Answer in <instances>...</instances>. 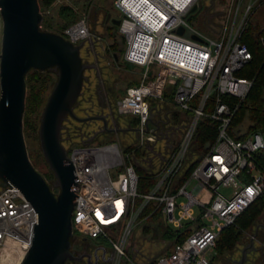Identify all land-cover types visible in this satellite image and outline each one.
<instances>
[{"label":"built area","instance_id":"1","mask_svg":"<svg viewBox=\"0 0 264 264\" xmlns=\"http://www.w3.org/2000/svg\"><path fill=\"white\" fill-rule=\"evenodd\" d=\"M207 1L208 7L203 0H112L111 19L120 22L123 40L121 62L139 76L115 112L136 121V141L126 149L117 142L80 141L67 150L79 184L73 190V238L108 242L109 264H133L139 250L129 257L127 242L136 228L154 232L158 214L171 233H185V239L155 264H209L219 234L264 195V131L233 139L228 129L238 105L224 100L241 101L252 86L237 76L252 60L241 41L264 0ZM194 19L196 26L190 24ZM1 30L0 17V53ZM61 36L73 45L84 41L86 53L92 49L84 19ZM260 43L264 49V38ZM202 118L218 123L217 135L196 158L190 149ZM123 128L132 129L129 122ZM138 170L155 178L146 193L138 192ZM35 222L33 207L16 187L0 186V252L14 245L22 260Z\"/></svg>","mask_w":264,"mask_h":264},{"label":"water","instance_id":"2","mask_svg":"<svg viewBox=\"0 0 264 264\" xmlns=\"http://www.w3.org/2000/svg\"><path fill=\"white\" fill-rule=\"evenodd\" d=\"M0 17V186L16 187L36 216L31 245L19 264H67L81 260L71 250V215L77 203L73 201L78 198L73 190L78 191L79 184L61 142L63 122L68 117L82 123L102 121L103 130L93 133L82 145H88L99 133L136 130H109L103 118L80 119L75 115L74 107L88 82L84 73L94 66L81 58L84 41L73 45L60 34L41 29L43 14L39 0H0ZM108 22L115 27L120 23L109 14L105 18V23ZM177 33L181 35L183 28ZM89 42L94 43L92 38ZM31 71L56 75L37 131L40 153L53 176L50 184L33 167L24 138L26 77ZM53 189L58 192L55 194ZM252 252L257 249L251 240L233 264H245Z\"/></svg>","mask_w":264,"mask_h":264},{"label":"trees","instance_id":"3","mask_svg":"<svg viewBox=\"0 0 264 264\" xmlns=\"http://www.w3.org/2000/svg\"><path fill=\"white\" fill-rule=\"evenodd\" d=\"M53 1L54 0H39L42 12H45ZM263 12L264 9L258 11L256 15H254L241 41L251 52L252 60L237 73V76L252 81V86L247 96L241 101L228 98L224 99L226 102H233L238 105L228 129L229 135L235 140H241L252 132L264 131V49L260 43V39L264 38V21L258 19ZM74 23H76V21L66 26L65 29ZM55 27L54 20L51 17L44 16L41 29L61 35L62 32L58 33ZM110 47L115 49L113 51L114 60L115 58L118 59L117 62L121 60L123 52L122 38H120L119 44L114 42ZM124 66L130 68V66L126 64H124ZM133 70L135 71V69ZM54 80V77L52 78L49 72L40 73L38 71H31L26 77L27 96L23 119L25 139L29 143L30 149L34 153H38V155H40L37 136L39 118L55 83ZM138 82L131 84V86L138 84ZM210 104L211 103H208V106H210ZM217 126V122L208 118H202L198 122L190 149L194 157L200 158L208 151L210 145L216 138ZM112 142L114 141L104 140L95 144ZM30 156L31 155H29V159ZM194 166L195 163L191 164L187 171L188 174ZM137 172L140 175L138 192L141 194L146 193L155 184V178L149 175H143L140 170ZM49 178L52 182L53 176L50 173ZM53 192L56 194L58 191L53 189ZM143 232L150 233L151 231L149 227H146ZM163 235H165L166 240L171 243V251L164 255L171 253L175 247L180 245L185 239V233L181 232L175 234L168 231L164 232ZM251 238H253V241L257 244V252H252L246 264H264V195L254 201L253 204L237 218L233 226L224 229L219 234L215 243L214 255L209 264H213L214 262L233 264L234 260L229 259L228 256L236 252L239 246H243ZM155 262L156 260H152L149 264H155ZM67 264L71 263L68 262Z\"/></svg>","mask_w":264,"mask_h":264},{"label":"rangeland","instance_id":"4","mask_svg":"<svg viewBox=\"0 0 264 264\" xmlns=\"http://www.w3.org/2000/svg\"><path fill=\"white\" fill-rule=\"evenodd\" d=\"M204 1V6L208 7L209 2L207 0ZM218 2V0H213ZM105 5V8H109L112 4V0H54L53 3L46 9L45 12H42L43 18L51 17L54 20L55 30L58 33H61L66 26L71 24L72 22H77L81 19L86 20L89 25L91 38L95 42H98V46L96 47V55L95 59L92 57H87V53L84 50H81V58L84 63L96 66L97 73L93 72H85V77H87L88 82H86L83 86L81 96L79 97L77 104H81L82 108L85 106V102L90 101L91 106H97L96 104V92H100L101 95L109 93L111 101L116 105V102L122 97L124 91L127 87L131 86V84L137 83L139 81V76L137 72H135L133 67L124 66L121 60L118 62L113 61V51L115 50L113 47H110L114 42L120 43V36L118 35V28L112 26L111 24H104V20L106 18V14L102 11L101 6ZM264 9V6L261 7L258 11ZM257 11V12H258ZM256 12V13H257ZM255 13V15H256ZM260 13V12H259ZM208 15V14H207ZM213 20V17L210 18ZM260 20L264 21V12L260 15ZM194 23V24H193ZM190 24L197 25V20H191ZM42 25V24H41ZM120 37V38H119ZM90 44V42H89ZM92 46V45H91ZM92 49L90 50V52ZM89 53V52H88ZM122 57V56H121ZM93 59V60H92ZM99 59L101 61H99ZM92 63H91V62ZM51 73V77H54V82L56 81V75L53 72ZM171 88L167 87L166 96L172 97ZM87 105V104H86ZM126 122L130 123V128L134 129L136 127V121L133 118L127 117L124 118ZM127 124V123H126ZM96 125L88 126L89 130L96 129ZM68 127L67 124L63 125L64 127ZM28 134V133H27ZM24 138H25V128H24ZM106 141H114L119 143L123 148H128L129 145H134L136 141L135 133H117L114 132L109 137L104 138ZM101 140V141H104ZM99 140L93 141V143L101 142ZM28 156H30V161L35 168V170L40 173L47 183H50L51 180L49 178V171L47 165L45 164L42 155H38V153H34L30 149V145L25 139ZM80 141L75 140L70 144L66 145V150H69L70 147L79 145ZM105 144V143H102ZM162 147V143H158L156 148ZM137 157L141 159V154L138 153ZM224 192L228 193V190H224ZM152 226L154 227V232L141 234V229L136 228L133 230L128 242H127V254L129 257H132L135 254V250H139V254L135 259H133V264H149L152 260H157L158 257L164 255L165 253L171 251V243L166 240L164 232H170L169 227L165 222H161V216L158 214V217L152 219ZM94 242H98L110 251V245L108 242L104 240H97ZM248 242V241H247ZM256 245V244H255ZM243 246H239L233 254L229 255L228 258L234 261L240 259V250ZM111 252V251H110ZM112 253V252H111ZM214 255V251L212 253V257ZM113 256V253H112ZM211 257V258H212ZM226 258V257H225ZM227 260V259H226ZM213 264H222L221 262H214Z\"/></svg>","mask_w":264,"mask_h":264},{"label":"flooded vegetation","instance_id":"5","mask_svg":"<svg viewBox=\"0 0 264 264\" xmlns=\"http://www.w3.org/2000/svg\"><path fill=\"white\" fill-rule=\"evenodd\" d=\"M102 11L106 14V16L109 14L110 16H113L112 7L105 8V5L102 4L101 6ZM109 23V22H108ZM105 23L104 24H108ZM110 24V23H109ZM98 46V42L96 41L94 45H92V51L87 53V57H92L95 59L96 55V47ZM92 59V60H93ZM118 60V59H117ZM99 61H101L99 59ZM113 61L116 63L117 61ZM91 62V61H90ZM92 63V62H91ZM94 66V65H93ZM97 73L96 66H94V69L89 70L88 72ZM87 72V71H86ZM85 75V73H84ZM83 89V88H82ZM82 93V91H81ZM109 93H106L104 95H101L99 90L96 92V104L97 106L92 107L91 106V100L85 102V106L82 108L81 104H77L74 107V113L75 115L80 119L85 118H103L107 123V128L110 130L117 129V128H123L124 125H126V121L124 118H120L116 115L115 112V104L111 101L110 96H108ZM81 96V95H80ZM79 99V98H78ZM78 101V100H77ZM87 104V105H86ZM67 124L68 127H64L61 130V142L63 146L66 147V145L70 144L71 142H74L78 139V141H86L87 138L92 136L93 133L97 131L103 130V123L102 121H90V122H78L71 118H67L63 125ZM96 125V129L89 130L87 127L91 125ZM114 132L110 133H99L93 140H104V138L109 137ZM40 152V151H39ZM41 154V153H40ZM46 181V180H45ZM47 182V181H46ZM253 241L254 239H249L248 242H246L244 246L249 245V243ZM254 242V246L257 249V244ZM71 250L75 252V256L82 257L81 260H75L70 262L71 264H109L112 260V253L101 246L98 242H94L92 240H89L87 238H81V239H71ZM252 255L250 253L248 255V258ZM247 263V262H246ZM245 263V264H246Z\"/></svg>","mask_w":264,"mask_h":264},{"label":"bare ground","instance_id":"6","mask_svg":"<svg viewBox=\"0 0 264 264\" xmlns=\"http://www.w3.org/2000/svg\"><path fill=\"white\" fill-rule=\"evenodd\" d=\"M21 255L14 245L0 252V264H19Z\"/></svg>","mask_w":264,"mask_h":264}]
</instances>
